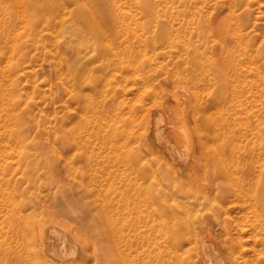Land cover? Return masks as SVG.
<instances>
[{
  "label": "rangeland",
  "instance_id": "rangeland-1",
  "mask_svg": "<svg viewBox=\"0 0 264 264\" xmlns=\"http://www.w3.org/2000/svg\"><path fill=\"white\" fill-rule=\"evenodd\" d=\"M89 1L110 16L114 48L75 34L87 28L73 0L54 14L36 0H0V264H107L108 217L125 211L110 189L119 180L110 183L126 173L142 193L158 183L195 201L205 189L193 213L211 233L199 236L197 264L220 251L216 238L229 242L233 264H264V204L259 218L252 194L264 188V0H148L147 17L134 0H115L131 14L130 34L114 29L113 0ZM233 184H247L245 199ZM50 226L55 251L37 243L35 228L44 238ZM121 226L131 264H147L150 251L153 261L158 241L172 246L167 229L145 239L131 230L130 251Z\"/></svg>",
  "mask_w": 264,
  "mask_h": 264
},
{
  "label": "bare ground",
  "instance_id": "bare-ground-1",
  "mask_svg": "<svg viewBox=\"0 0 264 264\" xmlns=\"http://www.w3.org/2000/svg\"><path fill=\"white\" fill-rule=\"evenodd\" d=\"M58 1L59 0H36L35 4L38 2V3H40V5L50 6V10H51L50 12L54 14V13L60 12L62 10L61 7H63L62 4H60ZM73 2H75L77 4L78 16H80L81 19L85 22L86 28L88 30L87 31V30H84L82 28H76L75 29V31H76L75 34L79 33V35L81 37L84 36V35L87 36L88 34H91L93 36V38H94V41L95 40H99V42H101L102 44L104 43L105 45L107 44L108 47L114 48L115 44H116V41H117V37L112 34L113 29L108 25V22L110 20V16H108L104 12H101V10H97V9H95L97 11L93 10V6L94 5H93V3H90L89 0H73ZM134 3L136 4V6L141 7V9L144 11L145 17H147V12L150 13V10H151L150 9L151 6L149 5V1L148 0H134ZM88 11H90V13ZM111 11L113 13L112 14V20H113V22H115L114 29H116L117 34L120 31H124L126 34H130L131 31H130V28H129V24H127L124 19H126L128 17L131 18V14L129 12H127L126 7H124L121 4H117L115 2V0H113L112 1V5H111ZM125 24H126V26H125ZM144 24H145V21H144L143 25ZM107 46H104L105 48H102L103 54H108L109 48ZM103 54L101 53V55H103ZM119 58H118L119 60H117V62L113 63V66L115 68L122 67V57H119ZM6 63L9 64L10 60H8ZM7 64H5V65H7ZM106 65H108V64H105L104 68L107 67ZM79 67H80V65H79ZM4 72L5 71H3V73ZM108 80H109V78H108ZM7 88H10V87H7ZM103 88H105V87H103ZM226 94H227L226 92L220 91L219 95H220V97L223 98V100L220 97H216L215 96V100L214 101H216L219 106H222L223 104H225L227 102V98H226L227 95ZM87 101H88V98H87ZM159 107H161V106L159 105ZM13 110H15V109H13ZM155 110H157V108H155ZM142 114H143V112H142ZM114 119L115 118H113V120ZM166 123H167V121H166ZM165 126H166V124H165ZM160 130H161V128H160ZM160 132H163V131L161 130ZM125 137H126V135H125ZM22 139L23 138H21V135L19 134L17 140L18 141H23ZM163 140H165V139H163ZM165 145H166L167 148L172 150V146L169 145L167 140H165ZM216 148H219V147H216ZM130 152L131 151H129V157L125 158L123 160L126 164L129 163L128 161H130V163H131V156H130L131 153ZM219 153H221V152L219 151ZM181 162L183 163V161H181ZM156 163H158V162H156ZM105 176H104V178H105ZM136 176H137V174H136ZM151 178H153V176H151ZM211 178H212V176H211ZM116 179L119 180V182H120L119 184L116 183L117 182ZM262 179H263V177H261V180ZM107 182H109V181H107ZM0 184H4V183H2V181H0ZM5 184H8V183L6 182ZM111 184H117V185H114V186L112 185L110 187ZM110 185H109V187H110V189L112 191V194H113L112 197L114 198V196H115L117 198V200H115V201L118 204V207L121 206V205L125 206V208H124L125 211L122 212V211H120L118 209L119 211H117L116 213H114V214L110 213V215L108 214L109 215L108 220L111 221V225L110 226H111V229H112V232H113V240H112V242L106 243V246H107L108 250L109 249L111 250L110 254L104 256L105 260L108 261V262H106L107 264H123V263L124 264H131V255H130L131 253L128 256H125V253H123V255L125 257L121 256L122 255L121 251H123L122 250L123 246H122V241H121V237H120L121 236L120 232H121V229H122L121 224H122L123 220H126L127 223L129 224V228H128V232H127L128 241H127L126 245L130 249V251H131V230H133L138 236H142L143 238L144 237L145 238H149L151 235H145V234H143V231L150 230L151 232H153L152 234H155V233H158V232L160 233L162 230L164 231V230L167 229L166 231H169L170 232L169 234L173 238L172 246L170 245L169 246L170 249L169 248H165V250H164L162 245L159 244L160 241H158L159 243L157 244V248L158 249L156 248V254H155L156 258L155 259H157L160 264H197L198 263L196 257H200V254H201L200 252H201V248H202V246L199 245V236H200L201 232H206L207 231V232L211 233V229H210V227H208L207 223H204V222H203L204 224H199L198 223V218H199V215H200V213H198V212L200 211V209L198 210V212L196 211V213L194 214L193 213V211H194L193 203L194 202L197 203L198 200L201 198V196L203 197V195L205 193V189H202V191H203L202 194L203 195H201V196L200 195L199 196L196 195V200L195 201L192 200L191 198H188L189 195H185V193H181L182 195L178 194L176 186H175V188H173V186H169V185H163L162 186V184H158V183H157L158 187H157V189L155 190L154 193H151V189H149L150 192H148V190H147L146 192L142 193V191L136 186V184H132L131 185V173L122 174L121 176H117L115 174H112V183H110ZM208 185L213 186V184H208ZM254 185H257V184H254ZM232 187H233V191L235 193H237L240 196H243V198L245 199V197L247 195V192H246L247 184H233ZM225 189H226V187H225ZM226 190H229V189L227 188ZM133 193L136 195V201H137V202L135 201V204L137 206V210L136 211H132L131 210V196L133 195ZM252 194L254 196V199L257 200L256 201V203H257L256 206L255 205H253V206L256 209L257 215L260 218L261 215H262V210H260V208H259L258 201L260 200V202H262L264 204V188H263V190H260V189L258 190V188H255L253 190ZM102 195H103V193H102ZM154 199H155V201L158 200V202H159L158 203V205H159L158 210H159V214H160L159 218H161V219L158 222H154V220H156L157 218H155V212L151 210L152 208H150L151 205L156 204L155 202H153ZM143 205L148 207V208H146L147 209L146 213H144L145 209L142 208ZM156 208H157V205H156ZM245 210H246V208H245ZM263 210H264V208H263ZM133 212L137 213L136 217H138L139 223H136L135 225L132 226V223H131L132 215L135 214ZM18 214L20 216H25L21 209H19V213ZM257 215H256V217H258ZM114 220H116L117 222H114ZM258 226L260 227V223L258 224ZM52 227L50 226L47 229V234L45 235L44 238L41 237V235H42L43 231H44V234H45V232H46L45 230L41 231V228L38 227L37 229L35 228V232H37L39 234L38 238L40 237V239L37 240L38 244L43 246V243H44L46 245V247H48L50 249V251L51 250L55 251V249L58 246V244H60L62 242L60 240V237H58L57 234L54 231L56 226H54V229H52ZM28 228H29V226L24 224L23 225V230H24L23 232H26V230ZM145 228H147V229H145ZM263 228H264V226H263ZM24 234L26 235V233H24ZM86 236H88V235H86ZM192 236H194V237H192ZM178 238H179V240H178ZM186 239H187V241H189V245L190 246H187V247L184 246V245L180 246V242L182 241L184 243V242H186V241H184ZM216 239H215V241H216L217 245L219 246V250L220 251L217 252V253H214L213 250H211L212 252L209 253L210 257L209 256H208L209 258L207 257L208 258L207 259L208 263L209 264H226V263L233 264L234 257L229 252V248H230L229 242L226 241V240H223V239H217V240ZM241 241H242V239H241ZM207 242H210V241L207 240ZM74 244H75V242H74ZM28 246H30V244ZM210 246H212V245H210ZM58 247L60 248V246H58ZM192 251L194 252V256H193V258H190L191 255L193 254ZM29 252H31V250ZM169 252L172 253V256L169 255ZM52 253L54 254V252H52ZM87 253H89V252H87ZM165 255H167V256L169 255L170 258H168V259L166 258L165 259ZM152 256H153V253L151 251L148 252L149 261H148L147 264H155L154 263L155 259L153 261L150 260V258ZM121 257H122V260H121ZM256 257H257V255H256ZM64 258H66V256Z\"/></svg>",
  "mask_w": 264,
  "mask_h": 264
}]
</instances>
